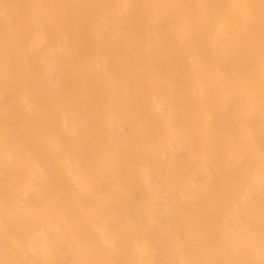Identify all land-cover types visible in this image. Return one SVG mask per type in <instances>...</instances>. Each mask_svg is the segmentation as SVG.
Listing matches in <instances>:
<instances>
[{
	"label": "bare ground",
	"instance_id": "1",
	"mask_svg": "<svg viewBox=\"0 0 264 264\" xmlns=\"http://www.w3.org/2000/svg\"><path fill=\"white\" fill-rule=\"evenodd\" d=\"M0 264H264V0H0Z\"/></svg>",
	"mask_w": 264,
	"mask_h": 264
}]
</instances>
